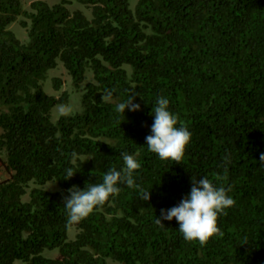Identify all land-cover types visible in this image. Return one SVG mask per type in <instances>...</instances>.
Wrapping results in <instances>:
<instances>
[{
  "label": "trees",
  "instance_id": "obj_1",
  "mask_svg": "<svg viewBox=\"0 0 264 264\" xmlns=\"http://www.w3.org/2000/svg\"><path fill=\"white\" fill-rule=\"evenodd\" d=\"M78 1L91 18L69 0H0V264H264V0H136L133 9L129 0ZM19 15L26 42L8 27ZM58 61L76 86L86 65L93 80L82 110L53 122L51 107L68 93L49 95L41 80ZM132 91L141 108L124 116L116 105ZM161 95L192 133L181 162L145 143ZM122 152L140 161V187L121 185L70 222L68 189L122 169ZM68 168L76 172L66 178ZM200 176L235 200L218 217L223 236L204 245L186 241L175 218L155 222ZM51 179L59 189L35 186ZM55 247L57 256L42 255Z\"/></svg>",
  "mask_w": 264,
  "mask_h": 264
},
{
  "label": "clouds",
  "instance_id": "obj_2",
  "mask_svg": "<svg viewBox=\"0 0 264 264\" xmlns=\"http://www.w3.org/2000/svg\"><path fill=\"white\" fill-rule=\"evenodd\" d=\"M104 95L106 99H111L114 92L112 89H105ZM136 95L135 91L130 92L126 100L116 105V111L125 116L126 109L140 110L141 105L135 102ZM169 105L170 100L166 96L156 97L155 106L151 111L153 123L150 126V134L145 137V143L161 160L181 162L192 133L186 125L178 126V115ZM60 112L67 114L63 107ZM121 156L122 169L110 168L103 176L102 182L87 184L84 188L73 185L68 189L70 194L64 197V206L68 210L70 222H80L110 197L115 198L120 192L121 185L133 189L140 187L136 181V170L142 167L140 161L127 152H122ZM260 160L264 161V154H261ZM75 172L68 168L66 178ZM191 180L190 191L178 204L167 209L162 208L155 222L164 226L163 221L175 218L179 225L178 229L186 241L198 240L204 245L210 238L223 236L224 233L218 226V217L226 214V210L235 204V200L228 194L225 186H218L206 176H200L199 179L192 177ZM150 195V190L143 191L141 199L148 200Z\"/></svg>",
  "mask_w": 264,
  "mask_h": 264
},
{
  "label": "rangeland",
  "instance_id": "obj_3",
  "mask_svg": "<svg viewBox=\"0 0 264 264\" xmlns=\"http://www.w3.org/2000/svg\"><path fill=\"white\" fill-rule=\"evenodd\" d=\"M31 1L33 0H20L24 8H29ZM42 1H45L48 4H53V3L59 2L60 0H42ZM129 1H130V7L133 9L136 0H129ZM69 2L70 3H68L67 6L70 9H77V8L81 9L88 18H91L92 14H91L90 8L84 6L78 0H69ZM21 18H22L21 15L17 16V18L14 21H12L8 25V27L14 32L17 38H19L22 42H26L28 40L27 31L19 23V20ZM55 77L60 78L62 82L60 89H55L53 86V78ZM92 80H93V72L88 65L85 66L84 78L80 82L79 86H76L72 82L71 76L68 74L67 70L65 69V67L62 65L60 61H58L57 66L47 70L45 77L41 80L43 90L47 94L55 95V96H59L62 91H66L68 93V99L66 103L57 102L51 107L50 117L53 122H56L58 117L62 114L60 112V109L62 107L67 110V114L82 110L81 95H82L83 87L85 86L87 82L92 81ZM0 158H4V154L2 152H0ZM6 177H8V173L4 170V167L1 164V159H0V180L5 179ZM34 185L35 184L30 183V187H33ZM35 186H38V187H41L47 190H57L60 188L58 182L55 179L48 180L42 185H35ZM28 198L29 196L27 193L22 195L23 200H27ZM76 231L77 229L75 225L70 226L67 232L68 239H74ZM42 255L47 256V257H55L58 255V248L57 247L52 248V249L44 248L42 251ZM14 264H24V262L18 259V260H15ZM116 264H119V263L116 262Z\"/></svg>",
  "mask_w": 264,
  "mask_h": 264
}]
</instances>
